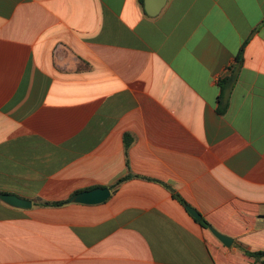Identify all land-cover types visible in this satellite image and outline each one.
<instances>
[{
    "label": "crops",
    "instance_id": "1",
    "mask_svg": "<svg viewBox=\"0 0 264 264\" xmlns=\"http://www.w3.org/2000/svg\"><path fill=\"white\" fill-rule=\"evenodd\" d=\"M0 193V264H262L264 0H0Z\"/></svg>",
    "mask_w": 264,
    "mask_h": 264
},
{
    "label": "water",
    "instance_id": "2",
    "mask_svg": "<svg viewBox=\"0 0 264 264\" xmlns=\"http://www.w3.org/2000/svg\"><path fill=\"white\" fill-rule=\"evenodd\" d=\"M168 0H144V8L148 15L157 16L166 6ZM111 195L109 187H96L90 190H84L75 193L69 199L70 202L81 203L87 205L99 204L106 201ZM0 199L14 207L30 208L32 201L23 199L16 194L0 193ZM187 210L198 221H202V215L192 206L187 205ZM210 231L226 246H230L233 238L223 234L212 225L208 224Z\"/></svg>",
    "mask_w": 264,
    "mask_h": 264
},
{
    "label": "trees",
    "instance_id": "3",
    "mask_svg": "<svg viewBox=\"0 0 264 264\" xmlns=\"http://www.w3.org/2000/svg\"><path fill=\"white\" fill-rule=\"evenodd\" d=\"M140 3L144 6V0H139ZM220 112H224L222 109H220ZM126 178L121 179L118 183H116L114 185L113 188H116L122 181H124ZM175 195V194H174ZM176 198H178L185 206H187L188 204L181 199L177 194L175 195ZM69 200H60V201H45L42 202L44 205L47 206H61L64 205L66 203H68ZM200 223L205 227L208 228V224H210V222L206 219L203 218L202 221H200ZM245 255L248 256L249 258H252L254 261H259L262 264H264V249H244L243 250Z\"/></svg>",
    "mask_w": 264,
    "mask_h": 264
}]
</instances>
